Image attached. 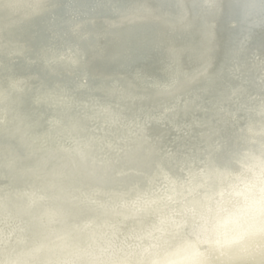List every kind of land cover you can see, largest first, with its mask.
Wrapping results in <instances>:
<instances>
[{"label":"clouds","instance_id":"obj_1","mask_svg":"<svg viewBox=\"0 0 264 264\" xmlns=\"http://www.w3.org/2000/svg\"><path fill=\"white\" fill-rule=\"evenodd\" d=\"M0 0V264H264V0Z\"/></svg>","mask_w":264,"mask_h":264},{"label":"water","instance_id":"obj_2","mask_svg":"<svg viewBox=\"0 0 264 264\" xmlns=\"http://www.w3.org/2000/svg\"><path fill=\"white\" fill-rule=\"evenodd\" d=\"M249 11L252 13V14H258L259 12V0H256L255 3H253L250 8H249Z\"/></svg>","mask_w":264,"mask_h":264}]
</instances>
